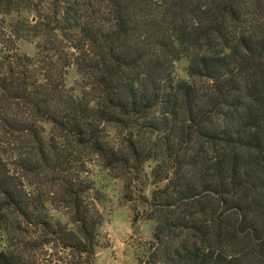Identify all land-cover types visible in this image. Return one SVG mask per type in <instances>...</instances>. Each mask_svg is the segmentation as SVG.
Returning <instances> with one entry per match:
<instances>
[{
  "label": "trees",
  "instance_id": "1",
  "mask_svg": "<svg viewBox=\"0 0 264 264\" xmlns=\"http://www.w3.org/2000/svg\"><path fill=\"white\" fill-rule=\"evenodd\" d=\"M93 166L141 185L147 264H264V0H0V264L94 263Z\"/></svg>",
  "mask_w": 264,
  "mask_h": 264
},
{
  "label": "rangeland",
  "instance_id": "2",
  "mask_svg": "<svg viewBox=\"0 0 264 264\" xmlns=\"http://www.w3.org/2000/svg\"><path fill=\"white\" fill-rule=\"evenodd\" d=\"M20 49L28 54L36 52L35 44L26 41L20 42ZM186 66L187 61L180 62L177 73L184 76ZM79 81L80 75L72 67L67 76V84L80 93ZM152 168L153 164L147 165L148 174H151ZM93 175L96 186L103 193L100 206L105 215L103 237L93 264H147L146 242L152 237L154 222L144 216L147 205L140 190L141 185L133 184L127 193L123 179L114 178L110 172L99 166H93ZM164 185L165 182L150 181L145 186V197L150 198L155 189ZM56 216L61 217L59 213ZM63 220L66 218L63 217ZM60 255L65 256L63 253ZM49 259L55 264L57 256L52 255Z\"/></svg>",
  "mask_w": 264,
  "mask_h": 264
}]
</instances>
